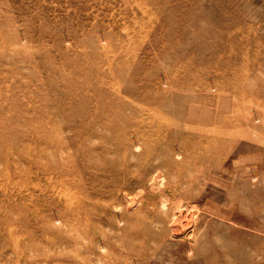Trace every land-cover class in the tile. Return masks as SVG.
Segmentation results:
<instances>
[{
	"label": "rangeland",
	"instance_id": "obj_1",
	"mask_svg": "<svg viewBox=\"0 0 264 264\" xmlns=\"http://www.w3.org/2000/svg\"><path fill=\"white\" fill-rule=\"evenodd\" d=\"M0 264H264V0H0Z\"/></svg>",
	"mask_w": 264,
	"mask_h": 264
}]
</instances>
